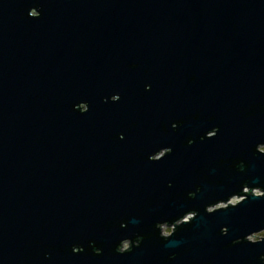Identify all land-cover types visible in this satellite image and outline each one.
Masks as SVG:
<instances>
[{
    "label": "water",
    "instance_id": "obj_1",
    "mask_svg": "<svg viewBox=\"0 0 264 264\" xmlns=\"http://www.w3.org/2000/svg\"><path fill=\"white\" fill-rule=\"evenodd\" d=\"M263 147L264 0H0V264H264Z\"/></svg>",
    "mask_w": 264,
    "mask_h": 264
},
{
    "label": "rangeland",
    "instance_id": "obj_2",
    "mask_svg": "<svg viewBox=\"0 0 264 264\" xmlns=\"http://www.w3.org/2000/svg\"><path fill=\"white\" fill-rule=\"evenodd\" d=\"M261 150L264 151V147L261 148ZM258 194H259V193H257V195H258ZM237 202H238V200L235 199L232 203H233V204H236ZM172 230H173V229L170 228V227H167V226H164V227H163V232H164L165 235L170 234V233L172 232ZM263 237H264V232H263V233H260V234H257V235H255V236L251 237L250 239L253 240V241H258V240H260V239L263 238ZM129 247H130V243H125V244L123 245V247H122V250H127V249H129Z\"/></svg>",
    "mask_w": 264,
    "mask_h": 264
},
{
    "label": "snow or ice",
    "instance_id": "obj_3",
    "mask_svg": "<svg viewBox=\"0 0 264 264\" xmlns=\"http://www.w3.org/2000/svg\"><path fill=\"white\" fill-rule=\"evenodd\" d=\"M172 127H173V128H175V124H173V126H172ZM120 138H121V139H123V137H122V136H121ZM161 161H162V160H160V162H161Z\"/></svg>",
    "mask_w": 264,
    "mask_h": 264
},
{
    "label": "built area",
    "instance_id": "obj_4",
    "mask_svg": "<svg viewBox=\"0 0 264 264\" xmlns=\"http://www.w3.org/2000/svg\"><path fill=\"white\" fill-rule=\"evenodd\" d=\"M259 193V192H256V194ZM260 194V193H259Z\"/></svg>",
    "mask_w": 264,
    "mask_h": 264
}]
</instances>
